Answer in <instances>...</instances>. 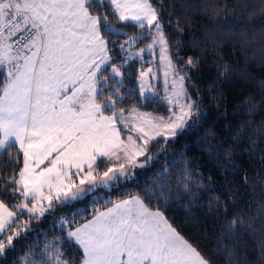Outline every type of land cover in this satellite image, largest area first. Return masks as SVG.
<instances>
[{
    "label": "snow or ice",
    "instance_id": "snow-or-ice-1",
    "mask_svg": "<svg viewBox=\"0 0 264 264\" xmlns=\"http://www.w3.org/2000/svg\"><path fill=\"white\" fill-rule=\"evenodd\" d=\"M105 5L107 13L94 14ZM163 7L164 0H0V150L16 164L22 155L18 171L0 175V195L17 201L9 205L0 199V264H69L65 246L80 253L79 264H210L160 207L145 203L166 206L181 193H190L193 177L199 175L187 167L190 160L172 161L153 173L151 186L141 189L144 199L106 198L138 180L136 170L156 159L149 154L153 142L174 141L197 128L205 115L185 87L191 80L186 69L195 68L197 61L189 57L179 63L176 48L174 63ZM129 27L139 31L128 35ZM121 36L127 39H113ZM142 40L151 43L132 51ZM145 53L151 58L145 60ZM157 58L169 115L157 118L135 107L126 114L118 105L136 90L121 93L124 80L132 78L128 69L133 61L141 62L138 90L143 99H153L146 94L151 87L146 78L154 80L156 72L143 65ZM229 74L226 68L220 78ZM255 131L264 132V123ZM256 143L251 142L253 151ZM13 147L14 156L7 151ZM259 161L264 162V155ZM226 163L235 167L228 157ZM179 164L185 167L173 193L169 173ZM244 181L251 183L247 176ZM251 195L256 196L255 190ZM261 196L256 217L234 218L224 226L227 234L256 232L253 220L264 219V193ZM88 199L91 218H86L87 207L60 217L61 235L41 246L39 229L31 222ZM33 239L24 254L16 256L20 245ZM253 239L264 255V229ZM234 255V248L226 249L228 264H239Z\"/></svg>",
    "mask_w": 264,
    "mask_h": 264
},
{
    "label": "trees",
    "instance_id": "trees-1",
    "mask_svg": "<svg viewBox=\"0 0 264 264\" xmlns=\"http://www.w3.org/2000/svg\"><path fill=\"white\" fill-rule=\"evenodd\" d=\"M101 11L107 13L108 6L97 8L94 14ZM162 11L174 63L176 48H179V63L189 57L197 61L195 68L186 69L191 77L190 81L186 80V86L205 115L197 128L185 131L174 141L167 144L163 140L153 142L150 155L156 159L146 169L136 170L138 180L122 185L106 198L118 200L141 195L144 199L141 189L145 185L151 186L155 179L153 173L172 161L190 160L187 167L199 173L193 177L196 183L191 186L190 193H181L180 199L169 200L166 206L147 200L145 203L152 209L160 207L168 222L210 264H228L225 251L231 248L235 249L233 259L239 264H264V255L253 239V236L259 237L264 229V219L253 220L255 233L230 235L224 231V226L236 217H256L261 193H264V166H261L264 162L259 161L264 155V132L255 131L264 123V0H164ZM109 18L112 19L111 16ZM127 31L128 35H134L139 29L129 27ZM113 39L120 43L127 36ZM148 41H139L134 48ZM146 66L148 64L143 65L144 68ZM226 68L230 74L220 78V73ZM140 69L141 62L133 61V66L128 69L132 78L124 80L125 88L121 93L128 88L136 90L118 107L124 108L125 112L135 107L167 117L169 107L163 100L142 99L136 79ZM247 109L253 111L248 112ZM252 141H257L255 151L252 150ZM7 151L14 156L17 148ZM226 157L235 161V167H228ZM20 166L22 155L20 164H16L3 150L0 151V175H12ZM184 167L179 164L170 170L173 193L177 191L175 181L181 178ZM245 176L251 183H245ZM201 184L203 188L199 187ZM254 190L255 197L251 195ZM214 196L218 200H213ZM0 199L9 205L17 202L3 195ZM254 199L257 203H252ZM91 204L92 199H88L77 203L74 208L57 209L52 215L46 214L41 220L32 221L31 227L39 229L37 235L41 246L46 239L61 235L60 217L70 216L87 207L86 218H91ZM33 242L34 239L20 245L16 256H22ZM65 248L64 258L69 259V264H79L80 253L67 246Z\"/></svg>",
    "mask_w": 264,
    "mask_h": 264
},
{
    "label": "rangeland",
    "instance_id": "rangeland-1",
    "mask_svg": "<svg viewBox=\"0 0 264 264\" xmlns=\"http://www.w3.org/2000/svg\"><path fill=\"white\" fill-rule=\"evenodd\" d=\"M149 43H151V41H148V42L142 44L141 46H139L138 48H133L131 50L132 51H138L140 47H143L144 45L149 44ZM150 58L151 57H149L148 54L145 53L144 59L147 60ZM148 67L154 68V71L156 72V78L154 80H152L151 78H146V80H148V82L151 86L150 91H148L146 94L153 97L154 99H157V100L161 99L167 104L166 100L164 99L166 92H165V83H164V78H163V69L160 67V63H159L158 58L154 60L153 64L146 66L144 69L146 70ZM185 87L187 88L186 81H185ZM138 88H139V82H138ZM168 107H169V105H168ZM137 110L140 113H146V114H149L150 116H154L157 118L160 117V116H157V115H155L149 111H141L139 109H137ZM126 114H127V112H126ZM149 154H150V152H149Z\"/></svg>",
    "mask_w": 264,
    "mask_h": 264
},
{
    "label": "crops",
    "instance_id": "crops-1",
    "mask_svg": "<svg viewBox=\"0 0 264 264\" xmlns=\"http://www.w3.org/2000/svg\"><path fill=\"white\" fill-rule=\"evenodd\" d=\"M0 151H2V150H0Z\"/></svg>",
    "mask_w": 264,
    "mask_h": 264
}]
</instances>
